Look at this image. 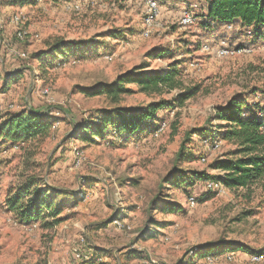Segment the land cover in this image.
<instances>
[{
    "label": "rangeland",
    "instance_id": "rangeland-1",
    "mask_svg": "<svg viewBox=\"0 0 264 264\" xmlns=\"http://www.w3.org/2000/svg\"><path fill=\"white\" fill-rule=\"evenodd\" d=\"M19 1L1 4L0 125L9 113L34 110L52 126L24 142L0 141V264H264L259 189L248 200L243 189H210L211 179L168 183L177 169L188 176L221 173L213 164L235 145L206 142L202 132L216 130L215 113L230 99L243 96L249 106L259 105L264 120V33L258 39L238 22L206 30L200 22L207 0H156L159 13L149 36L143 31L150 0ZM183 14L194 21L182 25ZM14 15L23 17L20 24L11 22ZM113 30L122 39L111 37ZM58 43L68 44L70 53L36 57ZM224 45L236 49L219 56ZM174 62L183 68L180 88L144 93L131 84L134 91L118 103L91 94L125 71L146 65V71L164 72ZM194 86L196 94L179 105L176 100ZM159 101L172 107L158 111L157 135L145 129L120 137L108 129L111 134L81 137L104 110ZM28 176L57 189L49 192L60 206L55 220L23 223L7 209L11 189ZM165 200L181 209L163 212ZM146 228L156 236L146 239Z\"/></svg>",
    "mask_w": 264,
    "mask_h": 264
},
{
    "label": "trees",
    "instance_id": "trees-1",
    "mask_svg": "<svg viewBox=\"0 0 264 264\" xmlns=\"http://www.w3.org/2000/svg\"><path fill=\"white\" fill-rule=\"evenodd\" d=\"M20 4L25 1L20 0ZM207 12L200 22L207 30L211 29V24L220 26L225 30L229 29L228 24L240 23L243 27H252L253 33L262 37L264 33V0H207ZM109 35L114 39H122L120 31H110ZM198 43V42H197ZM199 44V43H198ZM197 44V45H198ZM240 45V44H239ZM66 46L61 43L55 44L46 54L36 55L41 59L43 56L53 54L56 56H66L70 53ZM53 57V56H52ZM147 66L141 65L118 75L112 84H102L94 91L93 95H103L112 103L120 102L121 98L134 90L129 87L135 84L140 92L154 93L163 89L173 90L182 86L181 76L183 68L178 64L171 63L164 72H150L144 70ZM13 82L8 79L5 82L9 86ZM199 90L198 86L187 89L176 102L182 105ZM264 98V89L262 90ZM164 107H172L170 102H151L147 106L136 110L126 106H115L104 110L99 115V122L94 127L86 126V131L81 137L93 139V135L111 133L120 137H131L135 133L145 129L157 130L154 123L158 120V111ZM259 105L249 106L243 96H237L219 108L215 113L214 120L219 121L216 130L206 129L202 132L204 137L212 140H227L235 145V150L218 159L214 164V169L221 173L217 176H210L205 172H194L193 176L180 174L178 169L172 172L168 178V183H173L178 187L181 184L194 186L196 179L212 180L220 183L229 190H244V195L251 200L256 189L260 190L259 198L264 199V120L260 118ZM52 124L50 120L40 113L30 110L19 113H9L5 121L0 125V141H11L12 143L24 142L39 135H47ZM87 129V130H86ZM83 133V132H82ZM110 133V134H111ZM188 139V138H187ZM185 149V145L182 147ZM210 180V181H211ZM35 176H28L19 181L6 197V207L10 212L15 213L17 219L23 223L33 220H42L46 217L56 219L60 214V206H54L51 191L56 188L48 186ZM264 204V200L261 205ZM163 212H171L181 209L179 204L165 200L160 206ZM156 236L157 230L146 228L143 235L146 239ZM217 246L214 249H219ZM231 246H226L230 249ZM235 249H238L236 246ZM240 249V248H239Z\"/></svg>",
    "mask_w": 264,
    "mask_h": 264
},
{
    "label": "built area",
    "instance_id": "built-area-1",
    "mask_svg": "<svg viewBox=\"0 0 264 264\" xmlns=\"http://www.w3.org/2000/svg\"><path fill=\"white\" fill-rule=\"evenodd\" d=\"M158 13H159L158 2L156 0H150L148 2V8H147L146 14H145V29L143 31V35H145V36H149L150 35L151 28H152L153 24L156 21ZM22 20H23L22 16L14 15L12 17V19H11V22L13 24L18 25V24H20L22 22ZM180 21H181L182 25H189V24H191L194 21V19H193V16L191 14H185V15L183 14L181 16V20ZM228 28L231 29L232 26L228 25ZM16 35H17L18 38H23L24 35H25V32H24L23 29L18 28L17 31H16ZM235 49H236L235 47L224 45L221 49L219 48L217 50V54L219 56H223L224 57V56H227V55L233 53ZM14 51H15L14 48L10 49V52H14ZM17 55L19 57H22V58L26 57V53L23 52V51L17 52ZM42 93L45 94V95H49L50 89L49 88H45V89H43ZM161 129H162V126L156 130L155 134L157 135ZM208 139L212 140L211 138L207 137L205 141L207 142ZM212 141H216V140H212ZM208 187L210 189H217V188L220 189V190L226 189L220 183H215L213 181L208 182ZM194 202H195V198L191 197L190 198V203L193 204ZM113 222H114L115 225H117L119 227L123 226V224L119 221V219H115ZM75 253H76V256L79 257L78 249L75 250Z\"/></svg>",
    "mask_w": 264,
    "mask_h": 264
},
{
    "label": "crops",
    "instance_id": "crops-1",
    "mask_svg": "<svg viewBox=\"0 0 264 264\" xmlns=\"http://www.w3.org/2000/svg\"><path fill=\"white\" fill-rule=\"evenodd\" d=\"M3 1H4V0H0V15H2V14H1V11L3 10V7H2L1 4H3ZM6 9H7V8H6ZM0 17H1V16H0ZM0 23H1V22H0Z\"/></svg>",
    "mask_w": 264,
    "mask_h": 264
}]
</instances>
